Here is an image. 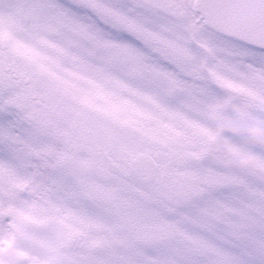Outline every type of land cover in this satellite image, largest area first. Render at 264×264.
<instances>
[{
    "label": "snow or ice",
    "instance_id": "obj_1",
    "mask_svg": "<svg viewBox=\"0 0 264 264\" xmlns=\"http://www.w3.org/2000/svg\"><path fill=\"white\" fill-rule=\"evenodd\" d=\"M0 264H264V0H0Z\"/></svg>",
    "mask_w": 264,
    "mask_h": 264
}]
</instances>
